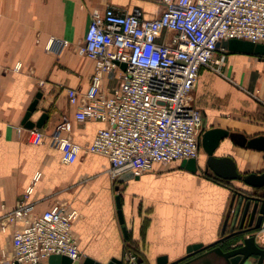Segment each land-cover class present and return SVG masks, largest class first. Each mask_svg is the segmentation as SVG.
<instances>
[{
	"label": "crops",
	"instance_id": "0c3cea01",
	"mask_svg": "<svg viewBox=\"0 0 264 264\" xmlns=\"http://www.w3.org/2000/svg\"><path fill=\"white\" fill-rule=\"evenodd\" d=\"M108 7L123 13L138 9L146 20L165 9L163 0H0V216L21 203L29 205L34 215L65 204L79 213L72 231L81 260L91 257L107 264L113 258L123 260L127 251L135 249L145 264H156L161 256L173 262L193 244L206 246L219 240L227 220L226 234L231 232L233 204L244 199L243 194L262 191L239 181L219 182L201 162L196 172L186 170L181 162L155 164L136 179L122 181L111 179L109 160L99 154L82 152L73 164L61 161L60 151L50 141L56 128L86 148L103 127L98 121L76 120L77 107L70 103L68 90L85 93L90 86L94 63L76 48L84 41L93 10ZM51 38L67 46L49 52L46 44ZM161 40L168 42L169 36ZM224 74L201 69L192 92L193 105L204 113L205 130L264 136V61L229 53ZM118 84L117 71L103 76L105 92ZM38 93L42 96L31 120L37 122L45 112L48 117L40 127L45 140L34 145L22 121ZM218 155L232 156L243 174L264 172V152L229 139ZM37 173L40 178L27 196ZM117 195L128 240L118 218ZM22 226L11 224L0 230V264L13 259L14 230ZM240 241H232L231 246ZM48 259L41 264H49Z\"/></svg>",
	"mask_w": 264,
	"mask_h": 264
},
{
	"label": "built area",
	"instance_id": "2783aa9c",
	"mask_svg": "<svg viewBox=\"0 0 264 264\" xmlns=\"http://www.w3.org/2000/svg\"><path fill=\"white\" fill-rule=\"evenodd\" d=\"M163 3V12L151 20L143 19L138 9L131 13L112 7L93 10L84 41L76 48L80 56L94 63L90 86L85 93L69 89L68 97L77 107L78 122L98 121L103 127L86 148L56 128L50 141L64 164L75 163L82 152L99 154L109 160L107 173L117 180L128 172L141 176L155 164L199 159L205 119L202 110L193 105L192 92L200 71L204 68L225 77L229 53L218 47L220 42L239 39L264 44V0ZM164 35L169 36L168 42L161 40ZM66 46L67 42L51 38L46 50L58 53ZM114 71L119 84L105 92L103 76ZM44 140L40 128L29 129L31 144ZM39 178L35 174L27 196ZM244 199L232 206V231L238 228L242 209L238 213L237 208L244 206ZM78 216V211L65 204L34 215L29 205L21 203L2 214L0 230L23 224L14 230V257L4 264H41L52 255L79 260L81 252L72 231ZM253 234L256 243L264 246V219ZM123 262L145 264L133 250L124 254Z\"/></svg>",
	"mask_w": 264,
	"mask_h": 264
},
{
	"label": "water",
	"instance_id": "95a60500",
	"mask_svg": "<svg viewBox=\"0 0 264 264\" xmlns=\"http://www.w3.org/2000/svg\"><path fill=\"white\" fill-rule=\"evenodd\" d=\"M225 48L228 53H240L254 55L264 61V44L253 43L246 40L231 39L218 43V47ZM125 67V65H123ZM42 94L38 93L34 101L30 104L22 124L29 129L34 127L40 128L47 119L46 112L42 114L37 122L31 120L32 115L36 112L39 100ZM230 140L233 144L240 147L264 152V136L248 138L238 132H229L222 128H211L205 130L202 137V147L206 153L204 170L213 173L219 179L225 181H239L245 186L253 189L264 188V172L248 173L239 172L234 158L230 155H218V150L223 142ZM181 166L188 171L196 172L200 168V161L191 159L183 161ZM136 179L132 172L120 176L122 181ZM246 202L238 205V213L242 209V215L238 228L227 233L228 220L223 228L222 237L216 242L203 245L193 244L187 248L186 255L178 260L169 262L166 256L157 259L156 264H264V246L256 243L254 232L261 228L264 219V197L254 195H243ZM116 206L118 218L121 224L122 232L126 240L129 238L128 229L122 210L121 197L116 196ZM240 239L241 243L229 246L228 249L222 247L225 243H230ZM49 264H103L91 257L84 260H72L64 255H52L48 259ZM18 264V263H15ZM107 264H124L123 260L113 258Z\"/></svg>",
	"mask_w": 264,
	"mask_h": 264
},
{
	"label": "trees",
	"instance_id": "16d2710c",
	"mask_svg": "<svg viewBox=\"0 0 264 264\" xmlns=\"http://www.w3.org/2000/svg\"><path fill=\"white\" fill-rule=\"evenodd\" d=\"M214 179L215 180H217V181H219V182H224V183H228L227 181H225V180H222V179H219V178H216V177H214ZM253 191H262V195H256V194H254V193H246V195H254V196H258V197H264V188H261V189H253V188H251ZM237 191V190H236ZM243 193H245V192H243ZM243 195H245V194H243ZM133 250V249H132ZM134 252H136L139 256H140V253L137 251V250H133Z\"/></svg>",
	"mask_w": 264,
	"mask_h": 264
},
{
	"label": "rangeland",
	"instance_id": "374dc122",
	"mask_svg": "<svg viewBox=\"0 0 264 264\" xmlns=\"http://www.w3.org/2000/svg\"><path fill=\"white\" fill-rule=\"evenodd\" d=\"M205 160H206V153H205V151H204V149L202 147L200 155H199V161L203 164V163H205ZM254 194L257 195V193H254ZM260 195H262V193Z\"/></svg>",
	"mask_w": 264,
	"mask_h": 264
},
{
	"label": "flooded vegetation",
	"instance_id": "af4514ba",
	"mask_svg": "<svg viewBox=\"0 0 264 264\" xmlns=\"http://www.w3.org/2000/svg\"><path fill=\"white\" fill-rule=\"evenodd\" d=\"M232 242H230L229 244L228 243H225L222 245L223 248L225 249H228L229 246H231Z\"/></svg>",
	"mask_w": 264,
	"mask_h": 264
}]
</instances>
